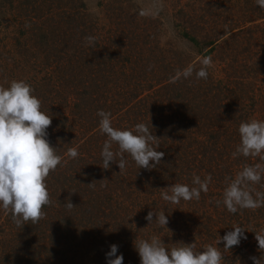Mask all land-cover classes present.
<instances>
[{
  "label": "trees",
  "instance_id": "1",
  "mask_svg": "<svg viewBox=\"0 0 264 264\" xmlns=\"http://www.w3.org/2000/svg\"><path fill=\"white\" fill-rule=\"evenodd\" d=\"M2 1V37L10 40L7 19L16 27L15 45L0 49V86L12 80L31 85L41 110L52 115L48 138L62 161L46 178L50 204L36 223L17 227L0 209V264H106L112 244L124 264H140L135 239L156 235L169 250L183 242L200 252L207 245L223 248L218 236L235 226L247 239L221 250L222 264H253L250 257L264 256L255 239L264 231V205L233 214L222 203L230 180L247 166L259 165L261 174L247 190L264 196V153L233 155L240 124L264 121V10L256 0H173L182 39L197 55L223 59L221 75L207 69V79L196 78L199 64L191 57L157 45L144 51L122 28L107 31V45L82 0H24L15 12L9 11L14 6L4 10ZM87 36L95 37L94 44H87ZM189 66L192 76L173 80ZM98 110L111 113L116 129L132 130L137 123L153 129L159 139L153 147L164 152L160 164L139 169L123 153L124 170L112 162L103 169L107 137L98 127ZM69 148L78 150L76 159L67 156ZM209 175L199 200L172 204L161 198V189L191 188L193 177ZM68 199L75 208L64 207ZM149 211L165 212L166 227L148 226ZM77 219L75 227L71 220Z\"/></svg>",
  "mask_w": 264,
  "mask_h": 264
},
{
  "label": "clouds",
  "instance_id": "2",
  "mask_svg": "<svg viewBox=\"0 0 264 264\" xmlns=\"http://www.w3.org/2000/svg\"><path fill=\"white\" fill-rule=\"evenodd\" d=\"M256 5L264 10V0H256ZM147 14L145 10L139 13L141 16ZM85 41L92 45L95 37L87 36ZM201 63L202 67L195 72V76L207 79L206 69L212 63L211 57L204 58ZM192 74L193 67L189 66L177 72L173 80L181 76L188 78ZM33 91L31 85L23 80H12L8 87L0 86V209L11 215L17 227L28 221L34 224L42 218V209L50 204L46 178L62 161L57 148L51 145L48 138L52 115L41 110V101ZM96 115L99 117V130L107 137L100 153L103 169H108L112 162L120 171L124 170L128 161L123 153H127L139 169L151 170L160 164L164 152L153 147L159 140L153 135V129L150 130L144 123H137L132 130H120L112 127L111 113L98 110ZM238 132L240 143L233 155L248 157L264 153V121L242 122ZM113 144L117 145L118 151H113ZM67 156L76 159L78 150L69 148ZM117 157H120L118 161ZM259 168V165L247 166L230 180L222 201L228 212L235 214L238 209H255L264 205V196L257 193V198H254L247 190L249 183L261 180ZM211 179L210 175L204 180L195 176L192 183L196 186L191 188L187 184H173L160 190L161 198L172 204L181 200H199L201 192L207 191ZM64 207L69 210L75 208L70 199L66 200ZM145 219L148 226L157 224L166 227L168 224V216L163 211H149ZM245 232L242 227L235 226L222 238L218 236L217 244L223 243V248L207 245L200 252L193 250L194 243L183 242L169 250L156 235L150 239H135L134 249L140 264H222L225 256L221 250L229 252L233 246H239L243 239H247ZM255 239L259 250L264 252V231L255 233ZM109 247L106 264H124L123 255H118L119 246L112 244ZM250 259L253 264H264V256Z\"/></svg>",
  "mask_w": 264,
  "mask_h": 264
},
{
  "label": "rangeland",
  "instance_id": "3",
  "mask_svg": "<svg viewBox=\"0 0 264 264\" xmlns=\"http://www.w3.org/2000/svg\"><path fill=\"white\" fill-rule=\"evenodd\" d=\"M82 1L86 5L87 13L92 17H97L99 21L98 28L101 27V29H99L100 35H102V38L104 37L103 40L107 43V45L109 44L108 42L112 41L108 36H106L107 31L111 29V32L113 34V32H115V28L119 27L124 29L126 37L130 35V33H132V37L135 38V40L133 41L134 44L138 45L141 42V49H143L144 51L148 49L150 50L154 47V45H157L158 48L164 51L169 49L174 50L178 54V56L180 55L181 59H186L188 56L191 57L194 63L199 64L196 68V71H198L202 67L201 61L204 58L211 57L212 63L207 67V69L211 73L215 72L216 74L221 75L224 64L223 59L220 58V55H218L217 53L211 54L210 56L197 55L193 50L192 44L189 45L182 39V32L177 31L176 24L174 22L175 19L172 15L174 9V7L172 6L173 0ZM202 1V4H204V2H206L207 0ZM2 2V5L6 7L3 8L4 10H9L10 7L14 6V8L9 11L15 12L18 4L20 3L19 6H21V4L23 5L24 0H3ZM199 8L200 6H197L198 10ZM204 8L206 7H203L202 9ZM141 10L147 11L148 14L144 16L139 15ZM10 15L11 13L7 14L5 18L9 17ZM7 20L8 21L6 23L9 24V27L6 26V28L10 31V40H5L2 37L1 31L3 30L2 28L4 27V25H2L3 27L0 28V49L2 47V50L4 51H7L6 47L15 45L13 39L15 31H13V28L16 27V24L11 21V18ZM118 39H115V41H117ZM137 47L140 48L139 46ZM0 84H2L1 81ZM78 219L76 221L71 220L72 224L75 227H78L80 224L78 222ZM78 257H80L79 259L82 260L85 259L82 258V254Z\"/></svg>",
  "mask_w": 264,
  "mask_h": 264
}]
</instances>
